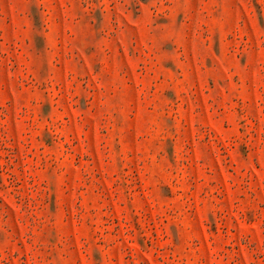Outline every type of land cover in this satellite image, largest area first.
<instances>
[{
  "label": "rangeland",
  "instance_id": "obj_1",
  "mask_svg": "<svg viewBox=\"0 0 264 264\" xmlns=\"http://www.w3.org/2000/svg\"><path fill=\"white\" fill-rule=\"evenodd\" d=\"M0 264H264V0H0Z\"/></svg>",
  "mask_w": 264,
  "mask_h": 264
}]
</instances>
